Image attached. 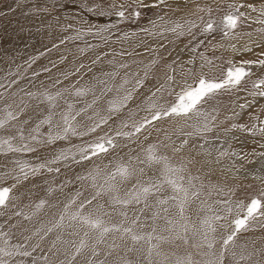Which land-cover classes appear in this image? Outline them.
Returning <instances> with one entry per match:
<instances>
[{"label": "rangeland", "instance_id": "rangeland-1", "mask_svg": "<svg viewBox=\"0 0 264 264\" xmlns=\"http://www.w3.org/2000/svg\"><path fill=\"white\" fill-rule=\"evenodd\" d=\"M178 2L182 6L171 5ZM242 2L246 14L261 16L260 7L264 0H163V3L160 0H0V119L5 117L6 109L18 116L5 129H0V138L15 135L16 128L21 125L30 131L47 115V102L38 103L44 92L61 94L56 101L59 105L56 111H67L68 104L73 105V113L84 110L75 121L78 132L86 131L100 117H110L95 133L83 138L69 134L67 139L53 144L38 145L34 152L0 153V187L16 185L12 192L16 198L13 206L0 210V233H6L12 244L26 245L31 253L30 256L5 258L8 264H60L71 260L74 248L65 242H78L86 229L82 226L68 227L73 222L66 217L65 227L54 229L47 235H44V230L59 220L65 206L71 215L80 210L82 202L92 198L95 189L87 177L95 168L105 171L109 166L115 168L117 163L130 160L135 165L134 158L139 156L143 159L147 148L152 145L157 147V154L166 156L171 164L184 167L180 175L184 177L185 187H188L190 176L198 178L193 183L200 194L190 199L185 212L189 224L195 228L200 229V220L211 215L206 211L208 206L225 215L217 201H231L233 206L242 202L246 206L252 199L259 198L264 203V181L259 179L264 176L260 172V176L257 175L255 171L264 160V134L258 131L264 127V101L242 110L244 113L236 123L237 131L240 130L238 133L233 131L230 118L232 111L236 112L239 96L257 90L253 84L264 78L263 69L243 64L252 75L245 78L238 89L221 91L200 106L208 114L209 131H197L203 127V117L173 116L155 121L131 138L116 136L117 131H134L131 126L145 116L150 118V113L145 111L150 103L155 102L161 107L174 103L175 95H169V84L179 92L185 83L193 84L201 75L210 80L223 78L230 66L229 60H236L233 63L241 66L242 61L264 59L260 53L264 48L261 23L254 26L251 20L242 16L235 34L229 37L220 31H203L209 20L219 23L226 14L233 12L234 7L229 5L239 6ZM252 7L257 10L252 11ZM89 8H95V11H89ZM120 10L125 13L123 18L116 14ZM135 12H139L138 17L133 15ZM176 25L181 27L176 28ZM173 28H176L175 32ZM250 37L261 40L250 49H255V55L260 53L261 56L250 58V50L246 54L235 55L228 46L233 40L246 41ZM169 76L174 78V82L168 79ZM138 81L142 84L138 85ZM158 88L161 90L157 91ZM77 90H84L85 94L77 96ZM129 92L132 98L126 107L118 113L109 112V101H118ZM122 122H127L129 127H122ZM247 129H252L255 134H250ZM48 131V125L41 126L40 134L45 139ZM229 133L222 149L216 146L219 143L198 149V139L221 141L222 134ZM233 134L237 136L233 137ZM105 135L113 137L117 146L107 154L80 161L78 147ZM13 144L18 145L19 139L13 140ZM63 151L69 152V159L50 164L53 171L42 169L19 183L13 178L14 172L18 171L14 163L17 159L38 165L54 159ZM72 156L76 160L71 159ZM213 162H218V167L215 168ZM56 168H59L58 172ZM152 174V171H147L141 178L146 179ZM171 194V188L166 185L163 195ZM41 200L45 201L44 207L30 220L15 215L17 211L31 215ZM73 200L75 203H71ZM106 201V197H98L91 204H86L83 212L92 211L100 204L112 212ZM243 214L244 211L239 212L241 217ZM129 215H132L131 209ZM145 215H150V212ZM236 215L233 212L226 220L217 223V231L213 234L215 244L211 250L215 255L211 258L219 257L223 252V264H264V217L251 221L248 230L238 233L227 250L222 247L223 239L230 234L232 227L221 228L219 225L229 224ZM119 219L114 212L112 222ZM163 223L158 221L161 226ZM38 231L39 235H36ZM161 234L168 235L166 232ZM41 235L44 239H40ZM189 238L188 244L179 240L160 243L159 251L168 257L166 264H175L177 257L189 254L194 264H204L210 259L204 255L209 251L206 246H193L200 243V236L192 237L189 233ZM111 242L110 234L108 243ZM116 243L120 247L107 257L110 264L118 262L121 257L137 259L136 253L127 252V247L132 246L130 239L120 240L117 236ZM153 243L157 242L154 240ZM135 247L143 248V255L139 258L143 264H148L145 259L148 245L141 241ZM100 251L99 258L103 259L109 249L100 246ZM84 255L90 253L85 250L72 264H84ZM160 259L154 252L153 260Z\"/></svg>", "mask_w": 264, "mask_h": 264}, {"label": "snow or ice", "instance_id": "snow-or-ice-1", "mask_svg": "<svg viewBox=\"0 0 264 264\" xmlns=\"http://www.w3.org/2000/svg\"><path fill=\"white\" fill-rule=\"evenodd\" d=\"M163 3V0H160ZM123 6H121L122 8ZM234 11L226 14L220 21L209 20L203 31L205 33H212L220 31L225 37L235 34V30L238 28L240 19L244 16L239 11V8L244 5L233 6ZM251 7V6H250ZM253 11H256L252 7ZM89 11H95V8H89ZM203 11V9H201ZM211 14V9L208 10ZM103 15V10H101ZM121 18L125 13L120 10L116 13ZM135 16H139V12L133 13ZM260 15L264 16V9L260 10ZM264 23V20L258 21ZM195 26V25H193ZM181 27L176 25V28ZM176 28L172 31L175 32ZM102 31V30H101ZM234 47V46H233ZM207 63H211L208 61ZM229 67L226 69L225 75L219 80H210L203 75L199 76L193 84L185 83L179 92H176L172 87V84L168 85L169 95H175L174 103L168 107H161L157 103H150L145 111L150 113L149 116H145L138 123L133 124L131 127L134 129L132 132L117 131L116 136H123L131 138L137 133L142 132L147 126L154 124L155 121L165 119L168 117H183L191 118L192 116L203 117V127L197 128V131H209L208 114L201 110L203 103H207L210 99L214 98L216 94L221 91H231L238 89L245 78L252 75L251 71L247 70L243 64L251 65L252 61L241 62V66H237L233 61L229 60ZM260 66H264V60L258 62ZM126 66V65H125ZM203 67V65H202ZM193 75L195 73L193 72ZM168 79L174 82V78L169 76ZM142 84V81H138V85ZM264 78H260L254 82L253 87L259 91L252 93L253 96L264 97ZM163 87V86H162ZM161 89L158 88L157 91ZM77 96L85 94L84 90H77L75 93ZM35 95V94H30ZM43 99L38 103L48 104L47 115L40 120L30 131H26L23 125L16 128L15 135H9L7 138H0V153H29L37 151V146L40 144H53L57 140L67 139L69 134L73 136H89L97 131L103 124L108 122L110 117H100L98 121H95L91 126L87 127L86 131L78 132L75 124L76 118L80 116V111L73 113V105H67V111H56L59 105L56 103L60 93L51 95L47 92L41 94ZM155 95V93H153ZM131 93L124 95L122 99L118 101H109V112L118 113L122 108L126 107L127 101L130 100ZM95 103V100L93 101ZM91 107V105H89ZM240 108H245L246 105H240ZM23 111V109H21ZM6 115L3 119H0V129H5L10 121L18 119V116L12 111L5 110ZM99 116V113H96ZM238 115V114H237ZM58 117V119H57ZM93 119V117H89ZM27 123V121H25ZM42 125H48L49 131L46 139L40 134V128ZM122 127H129L127 122H122ZM237 127L236 125L232 126ZM243 127V126H241ZM250 134H255L252 129H247ZM258 131L264 134V127L258 129ZM19 139V144H13V140ZM183 143H187L184 141ZM117 146L115 139L111 136H99L95 140L84 143L77 149L80 161L91 160L93 157H99L107 154L110 149ZM226 155V153H221ZM69 159V152L63 151L59 153L54 159L38 165H31L23 160L17 159L14 161L18 171H15L13 178L17 183L22 180H28L30 176H34L41 172L42 169H47L49 172L53 171L50 164L58 163L62 160ZM71 159L76 160L75 156ZM136 164L133 165L131 160L128 163H117L115 168L108 167V170L101 171L99 168H95L93 172L89 173L87 179L92 181V186L95 189L94 195L90 200L82 202L79 205L78 211L69 215L68 206H65L64 213L60 215L59 220L52 223L51 227L44 230V235L52 232L54 229L65 227L64 221L67 217L71 224L68 227L82 226L86 230L83 231V235L80 240L66 241L65 243L71 244L74 251L71 253V260L67 262L61 261L60 264H72V261L76 257L81 256L85 250L90 255H84V264H110L107 259L116 248L120 247L116 243V238L125 240L130 239L132 246L127 247V252H134L137 254L135 261L121 257L118 262L113 264H143V261L139 258L143 255V248H137L135 245L144 241L147 245V259L148 264H166L168 257L159 251L160 243L172 241H182L184 244L189 243V233L192 237L200 236V243L194 244V247H207L209 250L204 255L209 256L210 259L204 261V264H223L224 254L220 253L219 257L212 259L215 254L211 251L215 244L214 233L217 231V223L226 220L228 216L236 212V217L230 221L229 224H220L221 228L232 227L230 234L223 239L222 247L227 250L228 246L234 242L238 233L247 231L250 222L256 220L258 217H264V203L259 198H254L246 206L242 203H236L232 205L231 201H217L222 205V211L225 215H221L215 211L211 206H208L207 212L211 215H205L200 220V229L190 225L189 218L185 215L186 206L190 199L199 196V189H196V185L193 183L194 179L188 178V187L183 184L184 177L180 175L185 169L182 166H175L171 164L166 156L157 154V147L155 145L149 146L146 150V155L143 159L139 156L134 158ZM79 162V161H77ZM160 167L157 168L156 166ZM55 171H59L56 168ZM147 171H152V176H148L146 179L141 177L145 176ZM81 179H85L81 177ZM134 181V182H133ZM171 188V195H163L165 192V186ZM16 185L11 187H0V210L7 209L13 206V201L16 199L13 195V189ZM79 195V193H77ZM98 197H106L107 205L112 209V212L106 210L104 204L98 205L92 211L87 213L83 212L86 204H91L92 200ZM75 203V201H71ZM45 205V201L41 200L35 205V212L31 215L25 214L22 211H17L15 215L23 216L24 219L30 220L32 216L41 210ZM142 205V207H140ZM132 210V215H129V210ZM246 209V210H245ZM204 209H201L203 211ZM240 211H244L243 216L239 215ZM117 213L121 219L116 222H112L113 213ZM146 212H150V215H145ZM108 217V220H105ZM158 221H163V226L158 224ZM148 229V231H144ZM202 230V231H201ZM168 233L167 236L161 233ZM39 235V231L35 233ZM77 235L80 233L77 232ZM110 234L112 235V242L108 243ZM30 239V237H26ZM40 239H44L41 235ZM60 237L57 236V240ZM157 243H153V241ZM55 246V245H53ZM100 246H106L109 251L105 253L104 258L100 259L101 251ZM36 247H39L37 244ZM34 250V249H33ZM156 257H160L159 261L153 260V253ZM16 255L30 256L31 253L27 251L26 245L12 244L6 233H0V264H8L7 259ZM244 259V257H241ZM175 264H194L191 254L187 257H177ZM198 264V262H197Z\"/></svg>", "mask_w": 264, "mask_h": 264}, {"label": "bare ground", "instance_id": "bare-ground-1", "mask_svg": "<svg viewBox=\"0 0 264 264\" xmlns=\"http://www.w3.org/2000/svg\"><path fill=\"white\" fill-rule=\"evenodd\" d=\"M200 1H202V0H200ZM172 6H182L181 4H179V2H178V4L177 3H172L171 4ZM241 5H244V7H241V12L244 14V18L245 19H248V20H251V22L250 23H252L254 26L257 24H260L258 21H260V20H264V16H258V15H256L255 13H251L250 15H248V13L246 14V7H245V4H244V2H242L241 3ZM260 9H264V5L262 6V7H260ZM257 10V9H256ZM253 11V10H252ZM261 18V19H260ZM258 19H260V20H258ZM260 26H262L263 27V30H264V23H261V25ZM45 31V30H44ZM44 31H42V32H44ZM41 32V33H42ZM40 33V34H41ZM49 39V38H48ZM257 38H255V37H250L248 40H246V41H240V40H233V41H231L229 44H228V46H231V49H232V51L235 53V55H239L240 53H243V54H246V52L247 51H249L253 46H255V45H258V43L261 41L260 39H257ZM33 41V40H32ZM31 45V44H30ZM234 46V47H233ZM255 53H256V50L255 49H252V50H250V52H249V57L250 58H252V57H257V55H259L260 53H262L263 55L261 56V54H260V56L261 57H263L264 58V48H263V52H260L259 54H257V55H255ZM242 55V54H241ZM13 56V55H12ZM7 57V56H6ZM8 58V57H7ZM191 60V59H190ZM192 60H194V59H192ZM249 60V59H248ZM264 60V59H263ZM1 61V60H0ZM234 61H236V60H233V62ZM195 61H193V63H194ZM252 62H254V63H252L251 65H249V64H247V65H244V66H252V67H255L257 70L258 69H263L264 70V66H260L258 63H256L257 61H252ZM190 63V62H189ZM191 65V64H190ZM197 65V64H196ZM193 68H195V67H193ZM198 70H201V68H200V66H198ZM195 69H197V68H195ZM99 70V69H98ZM197 70V71H198ZM192 71H193V69H192ZM202 71V70H201ZM98 72V71H97ZM262 89H264V86H262ZM256 91H259V90H256ZM246 96H242V95H240L239 96V99L237 100V102H236V104H235V106H236V112H234V111H232V114L230 115V118H231V120H232V125L231 126H233V125H236L237 126V119L244 113V111L246 110L245 108H240L239 106H240V104H242V105H246V107L247 108H250L251 106H252V104H257V103H260V102H263L264 101V97H261V96H253L252 94H245ZM251 100V101H250ZM235 108V107H234ZM245 109V110H244ZM32 110V109H31ZM242 110H244V111H242ZM242 111V112H241ZM238 112H241V113H238ZM29 113V112H28ZM238 114V115H237ZM37 115V114H36ZM31 117H33V116H31ZM248 118V117H247ZM25 120V119H24ZM26 121V120H25ZM24 122V121H23ZM232 129H233V131H237V127H235V128H233L232 127ZM243 129V128H242ZM238 131H240V130H238ZM238 131H237V133H238ZM230 134L231 133H229V134H226V135H224V134H222V137H223V139H221V141H215V142H208V141H205L204 139L202 140V139H198L199 140V142H200V144H199V146H198V149H207V148H209L210 146H212L213 144H216V143H219V144H217L216 146L218 147V149H222L223 147H224V145H225V143L226 142H224V141H227V139H228V137L230 136ZM239 134H241V135H243V136H246V134H244L243 132H239ZM235 136H237V134H233V137H235ZM178 139V138H177ZM196 140V139H195ZM201 140V141H200ZM247 140H248V138H247ZM194 142L192 141L191 142V145L193 144ZM190 145V144H189ZM262 145V144H261ZM191 147H193V146H191ZM261 148H262V146H261ZM263 149V148H262ZM223 157H228L227 155H223ZM264 157V156H263ZM262 158V157H261ZM205 159H207L206 157H205ZM262 160V159H261ZM217 163L218 162H213V166L216 168V166H217ZM219 166H220V164H219ZM218 167V166H217ZM255 171H257L258 172V174L257 175H259L260 173V175H262V176H264V160L262 161V162H260V165H258L257 167H256V169H255ZM263 171V172H262ZM260 172V173H259ZM256 175V174H255ZM256 175V176H257ZM259 175V176H260ZM259 179H260V181H264V180H262V179H264V177H259ZM258 179V180H259ZM257 224H258V222H256ZM256 224V225H257ZM68 245V244H67Z\"/></svg>", "mask_w": 264, "mask_h": 264}]
</instances>
